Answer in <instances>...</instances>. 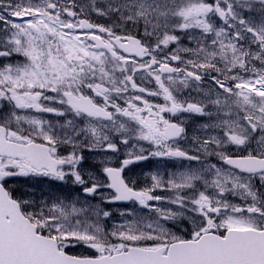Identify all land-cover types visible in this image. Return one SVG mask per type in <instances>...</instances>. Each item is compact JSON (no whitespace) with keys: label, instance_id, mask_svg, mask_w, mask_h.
Returning a JSON list of instances; mask_svg holds the SVG:
<instances>
[{"label":"snow or ice","instance_id":"snow-or-ice-1","mask_svg":"<svg viewBox=\"0 0 264 264\" xmlns=\"http://www.w3.org/2000/svg\"><path fill=\"white\" fill-rule=\"evenodd\" d=\"M0 264H264V0H0Z\"/></svg>","mask_w":264,"mask_h":264},{"label":"flooded vegetation","instance_id":"flooded-vegetation-1","mask_svg":"<svg viewBox=\"0 0 264 264\" xmlns=\"http://www.w3.org/2000/svg\"><path fill=\"white\" fill-rule=\"evenodd\" d=\"M156 166H157V161L151 160V161L141 162V164L135 165L134 167L136 168L137 172H140L141 170L147 172L148 170L155 171ZM37 187L39 188L40 186L38 185ZM37 195H39V192H37ZM111 210L113 211V215L116 217V219L119 220L120 219L119 211L117 210L116 206H112Z\"/></svg>","mask_w":264,"mask_h":264},{"label":"rangeland","instance_id":"rangeland-1","mask_svg":"<svg viewBox=\"0 0 264 264\" xmlns=\"http://www.w3.org/2000/svg\"><path fill=\"white\" fill-rule=\"evenodd\" d=\"M109 225L111 226V224H109ZM110 226H109V227H110Z\"/></svg>","mask_w":264,"mask_h":264}]
</instances>
